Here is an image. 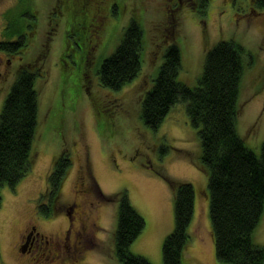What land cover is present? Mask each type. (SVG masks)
<instances>
[{
  "label": "rangeland",
  "instance_id": "rangeland-1",
  "mask_svg": "<svg viewBox=\"0 0 264 264\" xmlns=\"http://www.w3.org/2000/svg\"><path fill=\"white\" fill-rule=\"evenodd\" d=\"M116 2L104 17L101 37L88 49V30L79 23L87 18L90 5L71 18L69 26L67 14L73 9L66 1L0 0V42L13 41L15 34L23 33L22 41L27 43L18 53L2 57L14 65H7L10 70L5 73L4 68L0 78V110L18 69L36 62L39 73L31 168L14 187L6 185L1 190L0 264H43L45 258L36 260L17 250L19 237L28 220L35 221L42 233L62 237L67 227L65 211L80 188L86 189L93 202L88 212L95 235L74 249L71 231L70 245L64 249L69 254L47 264H120L112 242L117 202L101 197L99 189L104 194L127 191L144 219L130 251L151 264H164L163 241L174 228L173 191L167 178L189 181L194 188L190 240L182 264H230L215 254L208 178L200 167V141L185 102L172 105L160 125L151 129L141 118V101L154 84L170 42L176 41L181 52L178 81L193 87L206 50L219 40H234L244 52L236 128L245 144L259 154L264 141V9H255L253 0ZM131 19L143 32L140 70L117 89L103 87L96 70L114 51ZM89 92L98 102L97 112ZM61 152L68 154L71 164L55 213L44 216L38 202ZM253 240L264 245V207Z\"/></svg>",
  "mask_w": 264,
  "mask_h": 264
},
{
  "label": "trees",
  "instance_id": "trees-1",
  "mask_svg": "<svg viewBox=\"0 0 264 264\" xmlns=\"http://www.w3.org/2000/svg\"><path fill=\"white\" fill-rule=\"evenodd\" d=\"M62 1L73 9L72 13L68 11L69 21L66 18L69 26L71 18L88 8L87 18L80 19L79 24L88 30V49L93 47L103 33L104 17L115 9L116 0ZM253 5L255 9H264V0H253ZM23 43L20 35L17 41H1L0 50L15 52ZM142 45V28L131 19L114 51L101 60L96 70L100 85L117 89L130 81L140 70ZM162 56L154 84L141 101V118L146 126L156 129L172 105L185 102L187 116L200 141V167L208 178L209 217L216 257L230 264H264V245L253 240L264 207V141L257 154L245 144L236 128L243 47L231 39L219 40L209 47L201 75L193 87L177 79L181 52L176 41L166 45ZM34 64L18 69L0 110V205L2 188L14 187L31 168L38 117L35 81L39 73ZM90 98L97 112L98 102L91 93ZM70 164L66 152L54 159L46 179V192L38 202V211L44 216L55 213ZM167 180L173 191L174 228L163 241L162 258L164 264H182L190 240L188 228L194 212V188L186 180ZM99 194L117 202L112 236L117 260L120 264H151L130 251V244L144 227V219L132 206L127 191L104 194L99 189Z\"/></svg>",
  "mask_w": 264,
  "mask_h": 264
},
{
  "label": "flooded vegetation",
  "instance_id": "flooded-vegetation-1",
  "mask_svg": "<svg viewBox=\"0 0 264 264\" xmlns=\"http://www.w3.org/2000/svg\"><path fill=\"white\" fill-rule=\"evenodd\" d=\"M37 18L36 15H34ZM23 33L15 34L14 40L17 41ZM12 41V40H11ZM27 43H23V46H26ZM20 48V50H21ZM18 53V51H15ZM6 50H0V78L4 77L5 73H8L10 70L7 65H14L11 62V59L6 57L3 60V55L10 53H15ZM21 64L20 62H17ZM20 66V65H19ZM6 68V72L3 74V69ZM81 184V183H80ZM77 192V193H76ZM77 199L72 202L69 206V209H66L65 215L67 218V227L64 229V234L62 237L58 235L54 238L52 235H46L37 229L35 221L28 220L26 225L19 237L17 243V250L23 255H32L36 260L38 258H45L43 264L52 262L56 257L63 259L67 254L64 249L68 250L70 232L73 231L74 243L73 248L78 249L79 244L84 241L86 238L94 237V225L91 228V220H89L88 205L93 202L88 198V192L86 189L80 188L75 191ZM88 203V204H87ZM63 254H65L63 256ZM63 257V258H62Z\"/></svg>",
  "mask_w": 264,
  "mask_h": 264
}]
</instances>
